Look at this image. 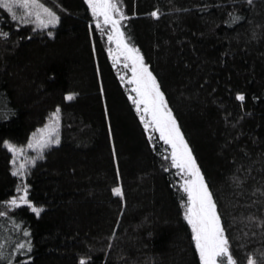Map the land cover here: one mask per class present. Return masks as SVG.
I'll use <instances>...</instances> for the list:
<instances>
[{
  "label": "trees",
  "instance_id": "obj_1",
  "mask_svg": "<svg viewBox=\"0 0 264 264\" xmlns=\"http://www.w3.org/2000/svg\"><path fill=\"white\" fill-rule=\"evenodd\" d=\"M40 2L59 23L21 24L0 7V32L9 33L0 35V264H200L183 174L171 146L145 129L132 71L114 59L109 29L96 26L86 0ZM120 6L125 35L193 150L237 264L250 255L264 264V0ZM58 106L60 143L32 153L26 175H15L4 141L26 145ZM25 185L39 215L8 206Z\"/></svg>",
  "mask_w": 264,
  "mask_h": 264
},
{
  "label": "snow or ice",
  "instance_id": "obj_2",
  "mask_svg": "<svg viewBox=\"0 0 264 264\" xmlns=\"http://www.w3.org/2000/svg\"><path fill=\"white\" fill-rule=\"evenodd\" d=\"M93 15L97 18V26L100 27L99 17H103V23L111 25L108 33L109 41H115L117 50L114 59L123 56L131 66V82L135 85V97H132L136 104L137 111L141 113L140 118L144 121L145 129H155L159 131L160 139L171 146V163L183 174L182 189L187 194V201L184 202V217L191 226L192 239L195 248L199 253L200 264H237V260L231 251L229 237L225 233L224 225L221 222V215L217 211L216 201L205 180L204 174L197 164L193 150L180 130L176 117L172 114L171 108L167 106L164 93L161 91L160 83L156 76L144 62V57L140 50L129 43V38L121 26V20L125 18V12L120 6L121 0H86ZM251 3V0H249ZM0 7L6 9L13 20L18 18L17 11L23 7L26 11L19 16L21 24L34 23L37 28H46L49 25L59 23L60 17L50 7L42 4L40 0H0ZM153 16H158V11L152 12ZM28 17H35L30 21ZM234 19L239 20V16ZM0 35L7 37L9 33L0 32ZM48 35H52L49 32ZM111 49L109 52L111 54ZM73 93H67L66 98L71 100ZM239 100L245 99L243 93H237ZM143 105V108H141ZM59 106L52 113L53 117L60 112ZM57 124L53 122L45 125L38 138L30 140L27 147L37 150L38 155L43 154V150L52 144H59L60 137L57 132ZM151 138V133H149ZM12 152L23 151L22 146H17L10 141H4ZM35 163V157L31 158ZM24 171H16L15 175H26V165L21 164ZM20 191V189H18ZM114 193L123 195L121 187L112 189ZM9 204L32 205V210L39 215L40 209L28 199L27 185L24 186L23 194L19 197H12ZM6 216L7 213H0ZM264 255V253H262ZM0 252V259H3ZM226 258V259H225ZM8 264H12L8 260ZM81 264H85V258H81ZM248 264H257V261L250 255Z\"/></svg>",
  "mask_w": 264,
  "mask_h": 264
},
{
  "label": "rangeland",
  "instance_id": "obj_3",
  "mask_svg": "<svg viewBox=\"0 0 264 264\" xmlns=\"http://www.w3.org/2000/svg\"><path fill=\"white\" fill-rule=\"evenodd\" d=\"M25 9L23 8V7H19L18 8V11H17V16H18V20H19V16L20 15H22V14H24L25 13ZM92 12V11H91ZM92 15H93V13H92ZM29 18V20L30 21H33L34 19H35V17H28ZM93 18H94V21H95V23H96V26H97V18L93 15ZM99 21H100V27H98V28H100L101 30H104V29H109V31L111 30V25H106V24H104L103 23V17L101 16V17H99ZM30 24H31V22H30ZM32 24H34V23H32ZM35 25V24H34ZM49 26H52V25H49ZM120 59H123V60H125V58L123 57V56H121V58H119L118 60H120ZM126 61V60H125ZM129 68H130V70H131V66H130V64H129ZM134 88H135V85H134ZM136 96V95H135ZM136 105V104H135ZM141 108H143V105H141ZM136 109H137V107H136ZM139 114L141 115V113L139 112ZM53 122H55L57 125H58V122H57V117H51L50 118V120L48 121V123H46L45 125H50V124H52ZM143 123H144V121H143ZM44 125V126H45ZM44 126H42L41 128H39V129H37L34 133H32V135H31V137H30V139H29V141L30 140H33V139H35V138H38L39 137V135L40 134H42L41 133V130L44 128ZM58 127V126H57ZM154 131H156V132H158L159 133V131L158 130H155L154 129ZM57 134V132L56 133H53V135H56ZM29 141H28V143H29ZM28 143L26 144V145H24V146H22V148H23V151H16V152H12V154H13V164H14V172H16V171H24V169H21V164L22 163H24L25 165H26V168H27V166L31 163V158H30V155H32V153H34V152H37V150L36 149H33V148H28L27 147V145H28ZM29 152H31V153H29ZM23 194V191L22 192H18L16 195H15V197H19V196H21ZM21 205H28V204H18V205H16V206H21ZM8 206H10V207H14V206H12L11 204H8ZM28 206H31L32 207V205H28Z\"/></svg>",
  "mask_w": 264,
  "mask_h": 264
}]
</instances>
